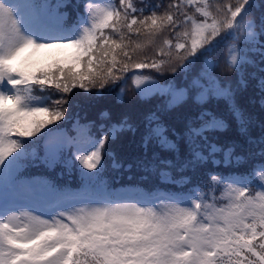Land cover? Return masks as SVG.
Returning a JSON list of instances; mask_svg holds the SVG:
<instances>
[{
	"label": "snow or ice",
	"instance_id": "snow-or-ice-1",
	"mask_svg": "<svg viewBox=\"0 0 264 264\" xmlns=\"http://www.w3.org/2000/svg\"><path fill=\"white\" fill-rule=\"evenodd\" d=\"M140 3L85 0L83 14L69 23L60 12L67 6L64 0H0V189L30 187L19 171L40 141L49 149L46 162L57 161L66 142L57 122L67 111V94L126 81L129 72L137 88L152 80L134 70L163 74L202 66L182 89L160 86L171 108L191 100L199 110L184 120L179 133L161 123L156 113L148 118L145 146L173 156L167 160L154 153L158 163L183 169L217 154L229 160L235 155L234 145L226 148L210 137L225 132L230 121L246 134L249 118L215 68L222 63L239 72L245 65L244 49L257 36L264 41V2ZM259 48L264 62V44ZM259 86L264 92V78ZM212 101H223L226 114L208 107ZM121 131L122 124L109 128L103 139L88 136V154L78 159L83 168L97 170L83 173L89 181L103 168L105 143ZM181 145L186 152L182 158ZM259 155V180L255 168L247 179L212 176L207 192L183 199L169 196L167 203L162 197H156L159 203L124 202L122 196L92 199L64 193L66 202L58 206L63 210L0 211V264H264V150Z\"/></svg>",
	"mask_w": 264,
	"mask_h": 264
},
{
	"label": "trees",
	"instance_id": "trees-1",
	"mask_svg": "<svg viewBox=\"0 0 264 264\" xmlns=\"http://www.w3.org/2000/svg\"><path fill=\"white\" fill-rule=\"evenodd\" d=\"M64 2L67 6L62 7L60 12L67 15L69 23L83 14L85 0H64ZM134 2L137 7L142 6L140 0ZM146 2L154 4L157 0H146ZM163 2L166 5L168 0ZM231 2L234 3L235 0ZM48 3L56 4L57 0H48ZM260 11L259 7L255 10L257 17ZM160 42L161 40L158 39L157 45ZM260 44H264V41L257 36L251 47L244 49L247 53L244 58L245 65L239 72L225 68L222 63L215 68V75L225 83L231 84L235 91L236 103L249 118L246 134H242L236 122L230 121L229 128L225 132L210 137L226 148L234 145L235 155L230 160L221 153L202 161L195 167L170 169L154 159V153L161 159L167 160H172L173 156L168 152H160L154 145L145 146L143 138L148 127V118L156 113L161 123L179 133L183 129L184 120L194 118L199 110L191 100L183 107L171 108L169 96L164 94L166 89L160 86L168 84L173 89H182L196 72L201 71L202 66L194 70L177 67L175 72L168 70L163 74L151 69H143L134 71L149 75L152 80L141 84L140 88L132 82V72H129L125 73L126 81H117L104 88H90L88 91L76 88L72 93L67 94L69 103L64 106L67 111L64 119L58 121L57 125L68 134H73L76 126H82L99 140L103 139L112 126L123 125V131L115 139L110 138L105 143L108 154L102 156L103 168L99 169L98 178L91 181L85 178L83 173L91 174L97 170L83 168L78 155L88 153L74 142L63 146L55 163L46 162V149H42L39 143L34 145L32 150L34 156L23 162L19 171L20 177L26 181L35 180L36 177L43 180L47 196L51 198L59 197L64 193L75 194L79 190L91 192L104 190L107 198H115L120 194L117 191L119 188L131 187L133 191H139V195L140 193L148 196L161 194L160 197L165 198L166 203L169 196L183 199L193 192L197 194L207 192V186L212 183V176L222 177L224 181L247 179L255 168V177L259 180L261 163L259 154L264 150V145L261 144V138L264 137V92L259 86V81L264 78L262 71L264 62L260 56ZM148 54H152V49L148 50ZM241 80L247 82L246 86H238ZM141 89L144 90L143 94ZM208 107L226 114L223 101H212ZM57 125L49 127L56 128ZM31 139L36 140V137ZM77 148L81 151L78 152ZM184 155L186 152L181 145V158ZM216 195L219 196L218 191ZM155 201L160 202L156 199Z\"/></svg>",
	"mask_w": 264,
	"mask_h": 264
},
{
	"label": "rangeland",
	"instance_id": "rangeland-1",
	"mask_svg": "<svg viewBox=\"0 0 264 264\" xmlns=\"http://www.w3.org/2000/svg\"><path fill=\"white\" fill-rule=\"evenodd\" d=\"M60 136H62L64 138V136L62 135V133L59 134ZM65 139V138H64ZM46 145V142H45ZM4 190H2L3 192ZM1 193V191H0ZM1 196V195H0ZM41 193L39 192H35L34 194L31 193H24V194H20V196H18L19 198L17 199V201L15 203L12 204H6L8 201L3 200L4 196H2V198L0 199V211H4V210H13L16 212H32L33 214H39L40 212H49L51 211V209L55 208V206H51V207H46L44 205L39 206V201L41 200ZM79 198H88L86 196H81ZM125 198H130L129 195H126ZM23 199H25L26 201H22ZM127 200V199H125ZM6 204V205H5ZM80 206V205H77ZM58 210H63L59 207H56ZM8 214H11V211L8 212Z\"/></svg>",
	"mask_w": 264,
	"mask_h": 264
}]
</instances>
